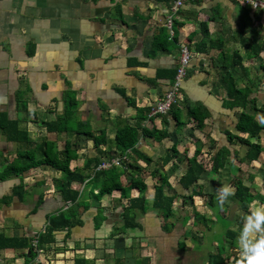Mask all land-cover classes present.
I'll use <instances>...</instances> for the list:
<instances>
[{
	"label": "crops",
	"instance_id": "0c3cea01",
	"mask_svg": "<svg viewBox=\"0 0 264 264\" xmlns=\"http://www.w3.org/2000/svg\"><path fill=\"white\" fill-rule=\"evenodd\" d=\"M173 1L0 0V115L18 120L26 133L20 142L0 130V173L8 164L28 162L24 152L40 161L46 151L62 157L69 149L70 169L85 176L72 183L81 202L74 222L53 230L50 240L45 235L41 244L40 235L53 227L51 219L73 207L61 187L68 177L48 163L0 176V264H210L213 252L196 244L203 242L197 230L204 226L194 213L206 220L213 216L214 196L225 185L235 191L234 175L264 195V151L248 163L243 160L247 146L229 141L226 131L236 132L238 115L224 105L227 93L220 81L223 53L239 51L242 66L250 69L245 73L238 67L239 84L252 85V97L261 106L264 52L253 58L248 53L253 38L264 41V11L240 0L188 2L174 16L172 36L166 20ZM183 43L191 61L174 107L183 122L177 124L169 111L149 118L152 105L171 88ZM200 105L208 113L203 128L188 114V108ZM255 114L264 121V111ZM165 119L171 136L157 140L142 133L143 127L165 128ZM55 121L60 130L50 128ZM138 123L135 148L141 155L130 148L126 161L145 170L119 166L128 171L121 178L124 185L140 174L145 190L132 188L126 197L119 189L100 190L92 182L95 171L122 156L115 141L118 129ZM263 132L259 141L264 145ZM88 133L99 135V144ZM174 141L178 158L162 167ZM219 147L231 151L225 166L216 173L208 168L199 180L203 195L191 196L178 183L187 157L200 149L199 159L210 167ZM144 156L152 158L149 165ZM157 167L169 178L166 193L176 196L168 218L153 207L151 172ZM143 195V207L129 205V198ZM245 205L229 195L218 210L224 217L226 210ZM262 206L258 199L249 205L251 213L264 211Z\"/></svg>",
	"mask_w": 264,
	"mask_h": 264
},
{
	"label": "trees",
	"instance_id": "16d2710c",
	"mask_svg": "<svg viewBox=\"0 0 264 264\" xmlns=\"http://www.w3.org/2000/svg\"><path fill=\"white\" fill-rule=\"evenodd\" d=\"M254 44H250V52L248 53V57H258L262 55L264 52V41L260 42L259 37L253 38ZM247 40L244 39L243 43L247 45ZM253 45V46H252ZM244 60L243 55L239 51H235L231 55L227 52H224L222 55V68H221V77L220 81L222 86L227 93L224 98V105L228 108L236 109V113L238 115V120L235 123L236 132H232L230 130L226 131L228 139L230 142L237 141L241 144H245L247 146L246 154L244 155V161L251 163L254 160H258L264 151V145L259 141L261 138V133L264 130V123L261 120L256 119L255 112L264 111L263 106H258V101L256 97H252L253 87L252 85H244L241 86L239 84V71L243 69L245 73L250 72L248 67L242 66V62ZM241 67L242 69H239ZM261 68L264 71V60L261 63ZM253 84V81L251 82ZM73 104V102H72ZM169 111V114L175 118L177 124L182 123L177 110L174 108ZM254 112V113H253ZM168 114V113H167ZM189 116L195 121L193 125L198 128L204 127L205 119L208 116L207 109L204 106H196L188 108ZM162 117V115H160ZM3 118H5V122H3ZM143 118V117H142ZM19 121L16 119H8L5 115H0V130L5 131L9 139L14 141L22 142L26 137V133L19 128ZM51 125V124H50ZM169 121L164 120V127L161 130L158 129H148L147 127H141L140 123L136 126H124L119 128L115 141L118 154L121 153L123 156L124 153L127 152L128 149H132L134 153L141 155L140 151L135 148L136 143L139 138V129L142 128V133L145 136L154 137L157 140H162L166 137L171 136V132L168 129ZM51 129L60 130L57 126V121L54 122ZM89 135L94 136V140L97 144H99V135H94L93 133H88ZM104 136L106 133L101 131L99 133ZM213 149V148H211ZM70 150L66 149L65 153L62 157H59L55 154H50L47 151L44 153V159L40 161H35L34 156L31 151L24 152V159H28V162L25 164H21L20 162L11 163L6 165L5 169L0 173L1 177H8L13 174H20L24 171L34 167L36 165H40L43 163H48L54 166L56 169L62 170L64 174L68 177L67 180L61 182L62 191L66 193V199L71 200L73 202V207H71L67 211H61L56 217L51 219V223L53 227H48L45 232L40 235L39 242L40 244L45 242V235L47 239H51V235H53V230L61 229L63 227H67L71 225L75 220L76 216V207H78L81 202L78 199V191L72 188V183L75 181H84L85 176L83 174H79L77 169H70V161L72 159V155L69 153ZM139 152V153H138ZM201 153L200 149H196L194 154L191 157H187V168L184 173L179 177L178 183L181 185L183 189L191 190V196L194 195H203V185L199 183V180L204 172L210 168V172L216 173L220 169H222L225 164L228 156H230L231 151L228 147H219L217 152L211 157V166L208 167L207 164L199 159V154ZM179 150L177 149V143L174 141L172 146L167 149V153L164 156V167L168 162L172 161L174 158H178ZM23 156V155H21ZM23 158V157H21ZM144 159L147 161L149 165L152 162L151 157L144 156ZM184 160L179 159V161ZM100 164L99 161H96L94 166L95 168ZM130 169L135 168L139 173L143 172L144 167L138 164H131L126 161L123 162ZM121 167V168H120ZM122 166H114L109 169H97L93 176V183L100 188L102 191H112L115 189L121 190V195L123 197L128 196L129 191L132 188H138L142 191L145 190L147 184L145 182V178L141 177L140 174L133 175L131 178H127V182L124 185L121 178L124 174H127ZM137 174V173H136ZM154 185H155V194L153 198V207L158 209L165 218L170 217L173 214V204L175 202L176 196L173 194H167L166 189L170 188V181L168 176L161 170V168L157 167L155 170L151 172ZM231 186L234 187L235 191L232 195V199L234 203L237 204H246L245 209L250 213L249 205L253 203L254 200L258 199L261 202H264V195L255 194L251 191V187L245 184L243 178L238 175H234L230 181ZM145 196H138L135 198H129V205L134 206V203L138 204V202L143 207L145 204ZM229 213L224 212V216ZM195 218L201 220H206L204 215H200L195 212ZM189 219V218H188ZM236 231L234 229H228L226 235L227 236H235ZM1 237V235H0ZM3 238V237H2ZM6 240V238H5ZM183 247V245H182ZM33 248H31L32 250ZM228 249V251H227ZM240 251L235 246V242L231 241L230 246H218L217 251L209 254V263L210 264H237L239 259Z\"/></svg>",
	"mask_w": 264,
	"mask_h": 264
},
{
	"label": "built area",
	"instance_id": "2783aa9c",
	"mask_svg": "<svg viewBox=\"0 0 264 264\" xmlns=\"http://www.w3.org/2000/svg\"><path fill=\"white\" fill-rule=\"evenodd\" d=\"M197 0H174L171 8V13L167 16L166 25L171 31L173 36V23L174 16L178 11L188 2H194ZM246 5L251 6L254 9H260L264 11V0H240ZM191 61V51L186 44L180 45V56L178 65L176 67V74L173 79L171 88L160 98L154 105H152L149 118L157 115L166 114L177 103L179 95L181 93L183 83L188 75V67ZM127 159V153L123 157H117L110 161L103 162L99 165L100 169H109L115 165H121L122 161Z\"/></svg>",
	"mask_w": 264,
	"mask_h": 264
},
{
	"label": "rangeland",
	"instance_id": "374dc122",
	"mask_svg": "<svg viewBox=\"0 0 264 264\" xmlns=\"http://www.w3.org/2000/svg\"><path fill=\"white\" fill-rule=\"evenodd\" d=\"M262 103L264 104V99H262V101L260 100V104L261 106ZM264 134V132H263ZM264 136V135H263ZM219 196H217V194L214 196V206L213 208V216H210V218H208V220H203V219H199L196 220L197 224H199L201 222L200 226H204L200 229H198L197 231H199L201 233V240H203V242L201 243H196L197 247L200 246L199 248L201 250H203V252H216L217 251V247L218 246H230V242L233 241L235 242V246L238 248V250L240 251V244H239V238L241 235V231L244 227V224L246 223V220L244 219V217L251 215L252 213H250L248 210L245 209V207H241L240 210L239 208L235 209L233 211V217L231 219L230 214L231 211L233 209V207L229 210H226V213H229V216H222L219 213L218 210V203H219ZM207 199V196L206 198ZM181 202H177L176 206L180 205ZM193 214V211H192ZM195 216V213H194ZM208 216V215H207ZM187 219V218H186ZM186 219L183 221L184 223L186 222ZM213 220V221H212ZM234 229L236 231L235 236H227V230L228 229ZM216 242L217 247L215 245H213V243ZM228 251V249H227Z\"/></svg>",
	"mask_w": 264,
	"mask_h": 264
},
{
	"label": "clouds",
	"instance_id": "9594fccd",
	"mask_svg": "<svg viewBox=\"0 0 264 264\" xmlns=\"http://www.w3.org/2000/svg\"><path fill=\"white\" fill-rule=\"evenodd\" d=\"M264 123V121H261ZM221 204L234 192L230 186H222L219 190ZM264 209V206L260 207ZM246 223L239 238L240 254L237 264H264V211H252V214L244 217Z\"/></svg>",
	"mask_w": 264,
	"mask_h": 264
},
{
	"label": "bare ground",
	"instance_id": "6f19581e",
	"mask_svg": "<svg viewBox=\"0 0 264 264\" xmlns=\"http://www.w3.org/2000/svg\"><path fill=\"white\" fill-rule=\"evenodd\" d=\"M174 105H175V104H174ZM174 105H173V106H174ZM173 106H172V107H173ZM171 109H172V108H171ZM171 109H170V110H171ZM170 110H169V111H170ZM161 115H162V114H161ZM157 116H158V115H157ZM121 157H123V156H121ZM125 161H126V160L122 161V164H123V162H125ZM122 164H121V165H122ZM115 166H119V165H115ZM111 168H112V167H111Z\"/></svg>",
	"mask_w": 264,
	"mask_h": 264
},
{
	"label": "water",
	"instance_id": "95a60500",
	"mask_svg": "<svg viewBox=\"0 0 264 264\" xmlns=\"http://www.w3.org/2000/svg\"><path fill=\"white\" fill-rule=\"evenodd\" d=\"M233 210L231 211L230 217L232 218Z\"/></svg>",
	"mask_w": 264,
	"mask_h": 264
}]
</instances>
